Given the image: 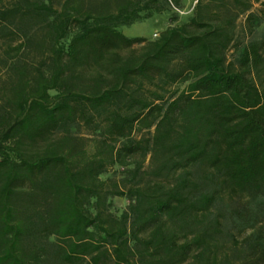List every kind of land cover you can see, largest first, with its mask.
<instances>
[{"label":"trees","instance_id":"trees-1","mask_svg":"<svg viewBox=\"0 0 264 264\" xmlns=\"http://www.w3.org/2000/svg\"><path fill=\"white\" fill-rule=\"evenodd\" d=\"M181 4L0 0V264H264V0Z\"/></svg>","mask_w":264,"mask_h":264},{"label":"rangeland","instance_id":"rangeland-1","mask_svg":"<svg viewBox=\"0 0 264 264\" xmlns=\"http://www.w3.org/2000/svg\"><path fill=\"white\" fill-rule=\"evenodd\" d=\"M10 0H3L7 3ZM195 4V0H182L181 7L179 9H169L164 12L161 16H154L151 19H147L141 22H136L131 25L122 27L121 30L124 35L128 37H145L147 39H156L159 33L169 25L181 24L186 22L192 14V8ZM171 15H176L177 20L174 23H170L169 18ZM243 17L238 21L239 26H241ZM156 34V36H154ZM128 168L121 166H113L111 169L107 170L101 174L102 179L113 178L117 179L123 176ZM130 198H119V197H109L106 201V210L114 213H119L122 211L126 205L129 203Z\"/></svg>","mask_w":264,"mask_h":264},{"label":"built area","instance_id":"built-area-1","mask_svg":"<svg viewBox=\"0 0 264 264\" xmlns=\"http://www.w3.org/2000/svg\"><path fill=\"white\" fill-rule=\"evenodd\" d=\"M154 36H156V34H154Z\"/></svg>","mask_w":264,"mask_h":264}]
</instances>
